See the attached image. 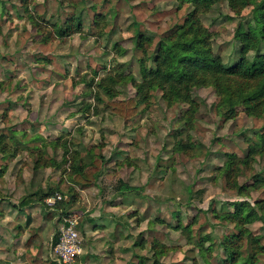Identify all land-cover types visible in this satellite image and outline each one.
<instances>
[{
  "label": "rangeland",
  "instance_id": "obj_1",
  "mask_svg": "<svg viewBox=\"0 0 264 264\" xmlns=\"http://www.w3.org/2000/svg\"><path fill=\"white\" fill-rule=\"evenodd\" d=\"M192 11L176 0H0V132L14 137L11 150L0 153V264L56 261L52 240L66 212L79 217L78 264L86 247L111 239V264H224L220 245L207 248L239 231L219 215L264 200L261 184L250 188L264 179V154L230 172L227 162L246 160L251 141L264 133V119L242 109L226 119L212 87L193 89L197 107L191 110L159 90L144 99L133 84L143 82L142 61L154 69L161 40ZM73 16L81 18V33L57 38L55 29ZM255 17L251 9L236 16L226 2L201 16L226 68L242 58L240 23L247 27ZM262 55L264 45L248 59L258 66ZM100 80L113 87L114 100L136 99L133 124L104 109L111 99L98 89ZM94 158L107 161L102 177L87 190L76 188L70 161ZM49 159L58 167L35 168ZM119 179L140 188L141 197L120 196ZM49 189L67 201L53 220L45 206L17 208ZM89 219L105 227L94 226L97 240L85 232ZM248 229L264 236L259 221ZM203 238L205 245L198 246ZM153 243L160 244L157 251Z\"/></svg>",
  "mask_w": 264,
  "mask_h": 264
},
{
  "label": "trees",
  "instance_id": "obj_2",
  "mask_svg": "<svg viewBox=\"0 0 264 264\" xmlns=\"http://www.w3.org/2000/svg\"><path fill=\"white\" fill-rule=\"evenodd\" d=\"M181 5L191 4L193 11L188 15L186 21L177 27L173 35L163 38L159 45L158 55L155 59V68L148 69L142 61L143 82L133 83L138 91V95L147 98L151 91L159 90L169 101L179 99L188 103L191 110L197 107L193 99V89L201 87H212L220 97L218 112L226 119H234L239 109H242L248 116L264 119V55L261 56L260 64L256 66L248 59L250 52L259 53L264 45V0H176ZM226 2L231 11L238 17L243 12L251 9L256 13L255 21L247 27L240 23L236 39L241 47V60L233 67L226 68L221 57L214 52L213 37L207 29L201 16L207 14L214 5ZM27 5V2H25ZM28 10V9H27ZM82 21L79 16H73L64 28H56L57 38L64 39L73 34L81 33ZM97 83L98 89H103L107 102H103V107L113 114L124 119L126 126L133 124L138 118V102L131 98L124 101L114 100V89L109 84ZM115 79H112V82ZM95 83L92 80L89 85ZM100 101L101 99L98 98ZM191 124V123H190ZM9 139L5 133L0 132V153L6 155L11 150ZM264 154V133H259L257 142L251 141L250 154L246 160L237 161L233 158L227 162L228 171H234L239 164H245L250 157ZM50 160V159H49ZM107 161L103 158L86 161H70L73 171L69 174V181L80 190H87L98 183L102 177ZM38 167H58L52 159L42 160L36 163ZM86 168V169H85ZM236 170V169H235ZM71 172V171H70ZM262 185L264 190V179L257 180L254 186ZM115 190L121 196L141 197L140 188L128 185L123 179L117 181ZM59 192L49 189L47 192L38 190L29 197L24 198L17 208L23 210L37 205L45 206L49 213L47 218L53 220L55 213L66 207L67 201L62 199L50 206L48 199L55 197ZM72 197V196H71ZM66 202V203H65ZM16 206V205H15ZM65 214V213H63ZM65 218L71 217L72 213L66 212ZM221 220L235 223L239 233L225 236L219 243L213 242L208 246V250L220 245L226 253L224 264H264V236H256L248 229V225L253 222H261L264 228V200L254 204L244 202L235 205L234 212L222 213ZM179 230L187 231L189 227L179 224ZM32 238L27 245H31ZM36 238V235L34 236ZM59 241V232L52 240V249ZM206 239L198 241V246H204ZM144 246V245H143ZM160 244L153 243V249L158 250ZM141 261V264H144ZM51 264H58L52 262Z\"/></svg>",
  "mask_w": 264,
  "mask_h": 264
},
{
  "label": "built area",
  "instance_id": "obj_3",
  "mask_svg": "<svg viewBox=\"0 0 264 264\" xmlns=\"http://www.w3.org/2000/svg\"><path fill=\"white\" fill-rule=\"evenodd\" d=\"M62 200V195L48 199L47 203L52 206ZM83 251V239L79 231V217L73 215L65 218L59 228V241L53 248L55 262L58 264H78V259Z\"/></svg>",
  "mask_w": 264,
  "mask_h": 264
},
{
  "label": "crops",
  "instance_id": "obj_4",
  "mask_svg": "<svg viewBox=\"0 0 264 264\" xmlns=\"http://www.w3.org/2000/svg\"><path fill=\"white\" fill-rule=\"evenodd\" d=\"M105 170V169H104ZM126 182V181H125ZM35 193V192H34ZM121 196V195H120ZM93 217V215H90ZM90 221V222H89ZM95 219H89L87 220V227L85 229L86 233H89V231H91V235L93 236L94 240L97 237V234L99 233V231H95L93 228L94 226H98L97 228H105L102 225H96L95 224ZM99 224V223H97ZM89 225H91V227H88ZM101 226V227H100ZM96 236V237H95ZM97 240V239H96ZM113 241V239H111ZM107 241L104 242L101 245H97L100 244L99 241H96V244H93L92 246H88L84 249V254L87 255L86 259L84 258L83 262H81V264H93V262L91 260H94L95 262H99V263H103V264H111L112 262V254L115 253V249L116 248V244L114 245L112 241ZM37 248V246H34ZM38 251V248H37ZM34 260H37V257H34Z\"/></svg>",
  "mask_w": 264,
  "mask_h": 264
}]
</instances>
